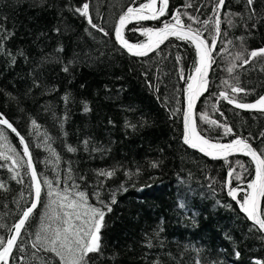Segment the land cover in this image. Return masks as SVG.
<instances>
[{
	"label": "trees",
	"instance_id": "1",
	"mask_svg": "<svg viewBox=\"0 0 264 264\" xmlns=\"http://www.w3.org/2000/svg\"><path fill=\"white\" fill-rule=\"evenodd\" d=\"M85 2L98 28L76 11ZM145 2L0 0V113L28 143L43 186L47 179L84 191L88 203L97 207L99 192L110 204L101 251L89 254V264H264V234L237 203L255 176L254 163L248 157L228 158L227 164L213 161L183 142L184 89L194 71L195 46L172 37L138 57L114 38L119 16L130 4ZM217 3L169 0L162 18L129 25L123 36L133 44L146 43L142 29L162 27L177 10L188 13L181 16L184 24L192 23L188 16L197 17L193 28L203 31L202 22L214 16ZM219 12L221 34L212 48L209 85L196 107L194 125L212 142L228 143L239 135L259 151L264 149V111L240 109L217 97L221 91L231 94L225 80L245 89L247 95L235 94L238 102L254 103L264 96V56L248 64L235 59L239 38L245 58L264 48V0L251 6L247 0H225ZM207 27L203 36L211 46L214 26ZM205 113L226 123L232 133L225 136L223 127L201 120ZM4 132L17 153L22 152L16 137ZM69 146L76 151H68ZM236 161L247 171L240 181L232 179V187L241 189L234 200L228 195L227 173L229 164L241 172ZM101 169L116 173L105 178L98 176ZM0 185V224L5 225L0 236L6 238L34 200L27 166L14 168L11 160L0 158ZM45 197L42 189L9 264H60L54 253L32 246L48 206Z\"/></svg>",
	"mask_w": 264,
	"mask_h": 264
},
{
	"label": "snow or ice",
	"instance_id": "2",
	"mask_svg": "<svg viewBox=\"0 0 264 264\" xmlns=\"http://www.w3.org/2000/svg\"><path fill=\"white\" fill-rule=\"evenodd\" d=\"M132 3L134 4L135 0H132ZM224 3L225 0H218V3L213 8L214 16L202 22L204 25L203 31H208L207 26L209 25L214 26V31L211 35V47L203 37V31L199 28H193V23L199 22L198 18L188 16V19L192 23L184 24L181 16H187L188 13H181L180 10L173 13L171 20L164 22L162 27L155 29L143 28L142 34L147 37L146 43L133 44L124 38L123 30L129 22L157 20L164 16L168 6V0H147L145 3H140L138 7L131 6L130 4L126 11L119 16L115 24V38L123 48L135 56H145L149 52L158 49L169 37H175L178 40L190 42L195 46L197 59L194 65V71L186 77V88L184 89L187 99V110L183 113V141L191 148L198 149L206 156L213 159H223L226 164L228 163V157L234 153H243L251 158L255 165V176L247 183V190L244 192L242 201L238 200L237 203H239L241 211L246 214L248 220L254 222V225L258 226V230L264 233V212L261 211V200L264 198V149L257 151L249 142L248 138L239 135L228 143H220L219 141L212 142L211 138H205V136L201 135L197 131L196 126L192 123V109L195 105V101L202 92L207 90L209 85L207 78L208 69L213 62L212 48L216 46L217 38L221 34L219 9L223 7ZM247 4L249 6L253 5L254 0H247ZM186 7H191V5H186ZM76 11L88 18V23L91 27L98 28V26L93 23L89 14L88 2L83 3L82 7L76 8ZM225 19H227V16H225ZM229 23H231L230 20ZM98 30L104 32L102 27ZM105 35H108V33L105 32ZM4 39H7V37H4ZM239 39L241 40V50L236 52V60H241L243 64H248L253 58L264 56V48H260L250 51L247 58H245V51L247 50L242 47L243 38ZM227 44H232V41H227ZM221 51H226V48H222ZM180 59L181 57L177 56V61H180ZM64 70L68 71V68L65 67ZM227 70L231 73L233 68L230 66ZM222 84L226 88L231 89V94L227 91H221L217 97L218 101L224 99L240 109H259L264 111V96H260L254 103L238 102V98L235 94L245 93V89L240 87L238 83L234 86L227 80L222 81ZM245 95H247V93H245ZM65 100H67V97H65ZM87 110L86 107L85 111ZM200 119L204 120L209 125L223 127L225 136L231 134L233 131L226 123L219 124L215 120H210L206 113L202 114ZM35 123L36 122L33 121L34 125ZM0 125H4L8 129H11L12 132H15L20 138V144L23 145V156L19 159L16 157H19L20 154L10 146L8 151L11 152L12 155L0 152V158L11 160L14 168H21L26 165L27 169L31 172L32 186L35 189V200L31 203V206L22 211V215L19 217L18 221L11 226L9 235L6 238L0 236V262L9 264V256L13 248L17 246V241L22 234V230L26 228L34 209L37 208V204L41 200L42 188L38 173L33 168L29 145L25 142V138L20 136L19 132H17L9 120L4 117L3 113H0ZM0 140L7 144V137L2 128H0ZM84 143L87 145L88 141ZM2 146L4 145H0V147ZM68 151L74 152L76 149L69 146ZM24 157L28 159L24 160ZM152 166L156 167L157 165L153 164ZM236 166L241 169V172H237L235 168L229 164L227 173L228 195L234 200L236 199L237 192L241 189L232 187V179L240 181L242 172L247 171L241 161H236ZM115 173L116 169H101L98 171V176L111 178ZM125 174L131 175V173L127 172ZM81 179H83V177H81ZM43 183L49 188L47 193L50 198L49 204L57 205L58 211L49 217L51 223L42 225L41 230L35 234L36 239L32 246L34 248H43L47 252L54 253L55 256L59 258L60 264H89V254L99 253L101 251L100 233L105 226L106 213L112 211L110 204H106L100 198V193L96 192L95 196L100 206H94L88 203V195L84 191H75L69 195L67 188L64 189L63 194L59 190H55V198H53L54 190L52 188V182L45 179ZM0 187H3V185H0ZM73 187L78 188L79 186L73 185ZM111 203H116L115 194H113ZM181 206L183 207V205ZM3 227H5V225L0 224V228ZM148 246H152L151 241L148 242ZM235 255L239 258L240 253L237 251ZM197 264H200L199 260H197ZM256 264H260V262L257 261Z\"/></svg>",
	"mask_w": 264,
	"mask_h": 264
},
{
	"label": "water",
	"instance_id": "3",
	"mask_svg": "<svg viewBox=\"0 0 264 264\" xmlns=\"http://www.w3.org/2000/svg\"><path fill=\"white\" fill-rule=\"evenodd\" d=\"M157 6H158V4H157ZM168 6H169V0H168ZM168 6H167V8H166V12H167V9H168ZM222 8V7H221ZM165 12V13H166ZM163 17V16H162ZM162 17H160V18H162ZM119 19V18H118ZM158 20V19H157ZM118 21V20H117ZM152 21H155V20H145V21H140V22H136V21H131V22H129L126 26H125V28L126 27H128L129 25H132V24H137V23H145V22H152ZM124 28V29H125ZM113 34H114V38H115V27H114V31H113ZM204 37V36H203ZM172 37H169L168 38V40L169 39H171ZM205 38V37H204ZM206 39V38H205ZM115 40H116V38H115ZM168 40H166L165 42H167ZM207 40V39H206ZM116 42L123 48V46L116 40ZM164 42V43H165ZM207 42H208V40H207ZM163 43V44H164ZM163 44H161L159 47H161ZM208 44H209V46H210V43L208 42ZM211 47V46H210ZM127 53H129L125 48H123ZM150 53V52H149ZM130 54V53H129ZM212 54H213V49H212ZM130 55H132V54H130ZM133 56H135V55H133ZM138 57H142V56H138ZM211 67H212V64H211V66L209 67V69H208V81H209V74H210V71H211ZM206 91H204V92H202L201 93V95L196 99V101H195V105H194V107H193V109H192V123L194 124V113H195V110H196V107H197V105H198V103H199V101H200V99H201V97L203 96V94L205 93ZM185 110H187V99H186V101H185V108H184V111ZM1 127H3V128H5L6 130H8L9 132H11L15 137H16V139L20 142V138H19V136H17L16 135V133L15 132H12V130L11 129H8L6 126H4V125H0ZM182 129H183V135H184V116H183V120H182ZM21 136V135H20ZM184 142V141H183ZM185 144V143H184ZM186 146H188L189 148H191L189 145H187V144H185ZM21 147H22V152H23V145H21ZM191 149H194V148H191ZM194 150H196V151H198V152H200L198 149H194ZM201 153V152H200ZM201 154H203V153H201ZM204 156H206L205 154H203ZM208 159H210V160H213V161H218V160H223V159H213V158H211V157H209V156H206ZM232 157H248V158H250L249 156H247V155H244L243 153H234V154H232V155H230L228 158H232ZM25 159L27 160L28 158L27 157H25ZM251 159V158H250ZM33 163V162H32ZM33 168H34V165H33ZM35 169V168H34ZM29 171V176H30V179H31V172H30V170H28ZM32 181V180H31ZM34 188V187H33ZM34 200H35V194H34ZM33 200V201H34ZM262 202H263V198H262V200H261V211H262ZM35 210V209H34ZM246 215V214H245ZM249 222L251 223V224H253L254 225V222H252V221H250L249 220ZM255 226V225H254ZM257 228H258V226H256ZM264 234V233H263Z\"/></svg>",
	"mask_w": 264,
	"mask_h": 264
},
{
	"label": "rangeland",
	"instance_id": "4",
	"mask_svg": "<svg viewBox=\"0 0 264 264\" xmlns=\"http://www.w3.org/2000/svg\"><path fill=\"white\" fill-rule=\"evenodd\" d=\"M3 130H6V129L3 128ZM6 131H7V130H6ZM4 133H5V132H4ZM5 135H6V134H5ZM0 145H4V146L0 147V152H5V153H7V154H9V155H10V154L12 155V153L8 151L9 146H10L11 148H14V149L16 150V152H17V150H18L13 144H10V142H8V140H7V144H5L4 141L0 140ZM18 153H19L20 155L23 154V152H19V151H18ZM51 182H52V188H53V190H54V196H53V198H55V190H59V191L63 194L64 189L67 188L68 191H69V195H71L73 192L77 191V190H71V189H69L68 187H65V186H64V187H63V186L60 187L61 184H60L58 181H51ZM40 183H41V182H40ZM31 184H32V181H31ZM41 188L44 190V194H46L45 200L48 201V206H46V208H45L44 211H43L44 219H43V221H42V223H41V227H42V225H44V224H49V223H51V221L49 220V217L52 216L56 211H58V206L55 205V204H53V205H50V204H49V200H50V198H49L48 195H47V193H48V191H49L48 186H47V185L43 186L42 183H41ZM32 189H33V192H34V194H35V189L33 188V186H32ZM41 192H42V191H41ZM73 198H75V197H73ZM40 230H41V228H40ZM18 239H19V238H18ZM9 258H10V256H9ZM0 264H3V262H0Z\"/></svg>",
	"mask_w": 264,
	"mask_h": 264
}]
</instances>
